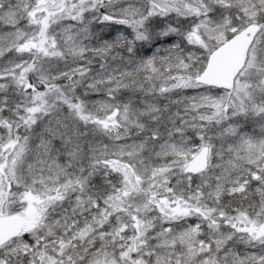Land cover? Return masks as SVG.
I'll return each instance as SVG.
<instances>
[{
  "label": "snow or ice",
  "instance_id": "6c2138e0",
  "mask_svg": "<svg viewBox=\"0 0 264 264\" xmlns=\"http://www.w3.org/2000/svg\"><path fill=\"white\" fill-rule=\"evenodd\" d=\"M0 264H264V0H0Z\"/></svg>",
  "mask_w": 264,
  "mask_h": 264
}]
</instances>
